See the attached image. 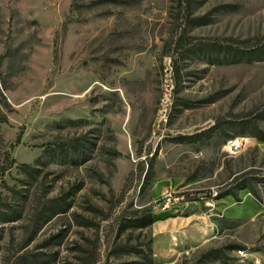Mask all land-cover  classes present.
<instances>
[{
    "label": "rangeland",
    "instance_id": "1",
    "mask_svg": "<svg viewBox=\"0 0 264 264\" xmlns=\"http://www.w3.org/2000/svg\"><path fill=\"white\" fill-rule=\"evenodd\" d=\"M260 138L264 0H0V264H264Z\"/></svg>",
    "mask_w": 264,
    "mask_h": 264
},
{
    "label": "built area",
    "instance_id": "2",
    "mask_svg": "<svg viewBox=\"0 0 264 264\" xmlns=\"http://www.w3.org/2000/svg\"><path fill=\"white\" fill-rule=\"evenodd\" d=\"M228 145L230 151H237L243 145V139H237L235 144H228ZM176 195H181V196L179 197ZM184 195L186 194L182 193L181 191H175V190H171V188H167L166 191L161 194V200L159 202L161 210L171 211L173 213H182L186 211L188 207H184ZM216 195H217L216 192H212L211 195H209L210 199L213 200V198H215ZM179 200H181L180 203H178ZM169 205L172 206L170 209H168ZM239 254L242 255L241 252H239Z\"/></svg>",
    "mask_w": 264,
    "mask_h": 264
},
{
    "label": "trees",
    "instance_id": "3",
    "mask_svg": "<svg viewBox=\"0 0 264 264\" xmlns=\"http://www.w3.org/2000/svg\"><path fill=\"white\" fill-rule=\"evenodd\" d=\"M259 140L260 141H264V138H260ZM228 196H230V195H223L222 197H220V199L227 198ZM182 214H183L184 217H188L191 214H193V211H185ZM173 215L174 214L171 211H161V212H158V213H155V214H148L147 217H146V220L144 222H142L138 227L139 228H143V227L152 225L155 222L166 220V219L170 218ZM177 216H179V215H177V213H176L175 216H173V217H177Z\"/></svg>",
    "mask_w": 264,
    "mask_h": 264
},
{
    "label": "crops",
    "instance_id": "4",
    "mask_svg": "<svg viewBox=\"0 0 264 264\" xmlns=\"http://www.w3.org/2000/svg\"><path fill=\"white\" fill-rule=\"evenodd\" d=\"M176 187V186H175ZM168 188H171L170 186L168 187ZM159 190V189H158ZM160 191V190H159ZM190 211V210H189ZM194 214V213H193ZM193 214H191L190 216H188V218L189 217H192V215ZM170 220V218H168V219H166V220H163V221H158V222H155L154 224H163V223H167L168 221Z\"/></svg>",
    "mask_w": 264,
    "mask_h": 264
},
{
    "label": "bare ground",
    "instance_id": "5",
    "mask_svg": "<svg viewBox=\"0 0 264 264\" xmlns=\"http://www.w3.org/2000/svg\"><path fill=\"white\" fill-rule=\"evenodd\" d=\"M237 141V140H236ZM236 141H233L231 144H235ZM190 201L189 200H184V207H188Z\"/></svg>",
    "mask_w": 264,
    "mask_h": 264
}]
</instances>
